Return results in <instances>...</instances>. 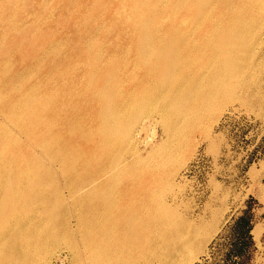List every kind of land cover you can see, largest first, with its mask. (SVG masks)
Wrapping results in <instances>:
<instances>
[{"label":"rangeland","instance_id":"1","mask_svg":"<svg viewBox=\"0 0 264 264\" xmlns=\"http://www.w3.org/2000/svg\"><path fill=\"white\" fill-rule=\"evenodd\" d=\"M0 181L30 264H264V0H0Z\"/></svg>","mask_w":264,"mask_h":264},{"label":"bare ground","instance_id":"2","mask_svg":"<svg viewBox=\"0 0 264 264\" xmlns=\"http://www.w3.org/2000/svg\"><path fill=\"white\" fill-rule=\"evenodd\" d=\"M181 1V0H180ZM210 7V5H209ZM159 33L153 35V39H160L161 35L159 36ZM150 40V38H149ZM150 45V41H148V43H145L143 45V48L144 50H148V46ZM52 50V49H51ZM45 54V52H44ZM43 57V56H42ZM35 69V68H34ZM108 119V118H107ZM107 129L111 128L112 125H111V121L110 120H107ZM110 125V126H109ZM113 131V129H112ZM40 152L42 153H47L45 150H40ZM124 158V157H123ZM127 159V158H125ZM46 160L48 162V164H52L54 162H57L58 160H60V156H57V153L55 151L53 152H49L47 153V157H46ZM49 169V168H48ZM59 172V171H58ZM42 173V176H44L45 178L47 177V171L45 172H41ZM57 173V172H56ZM20 174V173H19ZM55 174V169H50V171H48V179L50 180H54V178L51 176V175H54ZM60 174V173H59ZM62 174V173H61ZM63 176V174L61 175ZM29 178V175H26L24 177H20V180L24 182L25 179ZM53 178V179H52ZM64 178V177H63ZM66 180L65 182H67V184L70 182V180L68 179H64ZM3 181V180H2ZM2 181H0V185L2 186L3 183H6L5 180L4 182L2 183ZM22 182V183H23ZM21 184V182H20ZM63 184V183H62ZM49 185V184H48ZM82 186L81 182L78 183L77 186H74L73 188V191L72 193H76L78 190H79V187ZM55 189V188H53ZM77 190V191H76ZM60 190H58L59 192ZM15 195H17L19 192H20V186L19 187H16L15 189H13L12 191ZM85 207V206H84ZM102 211V210H100ZM101 214V212H100ZM103 214V213H102ZM9 222V221H8ZM7 222V225L10 226V222L8 223ZM24 222V221H23ZM25 224V223H23ZM22 225V224H21ZM24 226V225H23ZM13 230V228L9 231L10 234H3L4 232L0 233V258H1V261H0V264H30L31 261H33L34 259H30L29 260V256H25V252L23 251V249H20L21 247H18V244L15 245V247H12L10 246L11 243H13V241H16V242H21L19 241L18 237H16L17 235L20 236V234H18L20 230ZM101 232V231H100ZM88 237V236H87ZM126 237V236H124ZM38 238V237H36ZM41 238V237H40ZM43 239V237H42ZM45 240V239H44ZM45 242V241H44ZM28 243V242H27ZM69 244V243H68ZM20 245V244H19ZM70 245V244H69ZM197 245V244H196ZM46 248V247H45ZM45 250V249H44ZM42 252V251H41ZM23 256L21 259L19 257ZM31 256V255H30Z\"/></svg>","mask_w":264,"mask_h":264},{"label":"trees","instance_id":"3","mask_svg":"<svg viewBox=\"0 0 264 264\" xmlns=\"http://www.w3.org/2000/svg\"><path fill=\"white\" fill-rule=\"evenodd\" d=\"M246 227H247V229H248L249 225H248V224H246ZM245 232H248V230H246Z\"/></svg>","mask_w":264,"mask_h":264}]
</instances>
